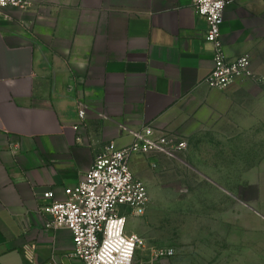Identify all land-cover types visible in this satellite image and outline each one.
<instances>
[{"label": "crops", "instance_id": "1", "mask_svg": "<svg viewBox=\"0 0 264 264\" xmlns=\"http://www.w3.org/2000/svg\"><path fill=\"white\" fill-rule=\"evenodd\" d=\"M28 1L0 18V264H82L71 231L48 226L44 193L63 199L107 144L127 146L145 127L189 137L257 120L264 82L207 84L214 56L194 0ZM222 40L264 76V0L229 5ZM177 159L135 155L131 166L153 195ZM119 211L144 234L141 216Z\"/></svg>", "mask_w": 264, "mask_h": 264}, {"label": "rangeland", "instance_id": "2", "mask_svg": "<svg viewBox=\"0 0 264 264\" xmlns=\"http://www.w3.org/2000/svg\"><path fill=\"white\" fill-rule=\"evenodd\" d=\"M260 84L255 91L264 99ZM257 117H230L194 136L177 133L188 148L166 156L179 160L163 183L152 186L139 218L147 242L141 262L264 264L263 111ZM170 248L174 255L154 259L156 250Z\"/></svg>", "mask_w": 264, "mask_h": 264}, {"label": "built area", "instance_id": "3", "mask_svg": "<svg viewBox=\"0 0 264 264\" xmlns=\"http://www.w3.org/2000/svg\"><path fill=\"white\" fill-rule=\"evenodd\" d=\"M236 0H194L196 12L207 22L205 42L213 52V68L207 84L215 89H227L239 80L264 82L252 68L249 55L236 58L227 56L222 40L225 12ZM8 7L27 10L28 0H0V18ZM79 116L84 119L82 107ZM135 140L127 146L115 142L107 144L96 157L83 180L65 189V197L57 198L53 190L44 193L50 200L47 211L51 215L49 227L68 228L74 239L73 256L82 264H143L137 258L147 247L146 239L130 232L127 215L120 207L129 208L142 216L150 201L147 184L135 176L131 162L135 155L172 156L188 148V142L171 131L156 132L145 127L135 132ZM173 248L159 249L154 259L174 255ZM42 264H59L50 260Z\"/></svg>", "mask_w": 264, "mask_h": 264}]
</instances>
